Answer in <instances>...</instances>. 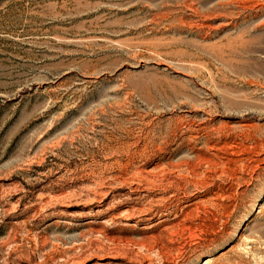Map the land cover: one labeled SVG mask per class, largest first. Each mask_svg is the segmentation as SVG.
I'll return each mask as SVG.
<instances>
[{
  "label": "rangeland",
  "instance_id": "obj_1",
  "mask_svg": "<svg viewBox=\"0 0 264 264\" xmlns=\"http://www.w3.org/2000/svg\"><path fill=\"white\" fill-rule=\"evenodd\" d=\"M0 264H264V0H0Z\"/></svg>",
  "mask_w": 264,
  "mask_h": 264
}]
</instances>
